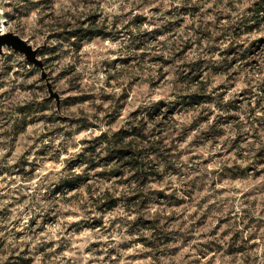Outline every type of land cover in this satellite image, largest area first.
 <instances>
[{
	"label": "rangeland",
	"instance_id": "374dc122",
	"mask_svg": "<svg viewBox=\"0 0 264 264\" xmlns=\"http://www.w3.org/2000/svg\"><path fill=\"white\" fill-rule=\"evenodd\" d=\"M263 6L0 0V264H264Z\"/></svg>",
	"mask_w": 264,
	"mask_h": 264
},
{
	"label": "water",
	"instance_id": "95a60500",
	"mask_svg": "<svg viewBox=\"0 0 264 264\" xmlns=\"http://www.w3.org/2000/svg\"><path fill=\"white\" fill-rule=\"evenodd\" d=\"M3 47L11 48L12 50L23 55L24 59L34 65L41 66L39 60L36 58L38 48H32L25 40L19 38L12 33H3L0 31V55L2 54ZM56 98L57 95L54 94Z\"/></svg>",
	"mask_w": 264,
	"mask_h": 264
},
{
	"label": "trees",
	"instance_id": "16d2710c",
	"mask_svg": "<svg viewBox=\"0 0 264 264\" xmlns=\"http://www.w3.org/2000/svg\"><path fill=\"white\" fill-rule=\"evenodd\" d=\"M264 7V6H263ZM264 9V8H263ZM263 10H257V12L258 13H260V12H262ZM83 31V33L84 34H86V33H88V34H86V36H104V34L103 33H101V32H92V31H89L88 32V30H82ZM107 144H109V142H107ZM118 152V151H117ZM75 181L76 180H74V182H69V184L68 185H77V183H75Z\"/></svg>",
	"mask_w": 264,
	"mask_h": 264
},
{
	"label": "bare ground",
	"instance_id": "6f19581e",
	"mask_svg": "<svg viewBox=\"0 0 264 264\" xmlns=\"http://www.w3.org/2000/svg\"><path fill=\"white\" fill-rule=\"evenodd\" d=\"M0 31H2L1 28H0Z\"/></svg>",
	"mask_w": 264,
	"mask_h": 264
}]
</instances>
